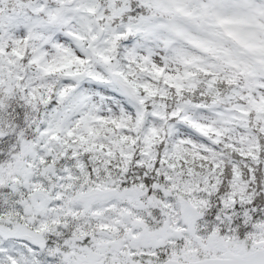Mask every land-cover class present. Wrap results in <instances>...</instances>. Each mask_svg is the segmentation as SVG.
<instances>
[{"label":"snow or ice","instance_id":"obj_1","mask_svg":"<svg viewBox=\"0 0 264 264\" xmlns=\"http://www.w3.org/2000/svg\"><path fill=\"white\" fill-rule=\"evenodd\" d=\"M0 264H264V0H0Z\"/></svg>","mask_w":264,"mask_h":264}]
</instances>
